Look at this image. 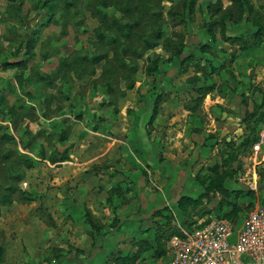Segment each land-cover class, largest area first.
<instances>
[{"label":"rangeland","instance_id":"rangeland-1","mask_svg":"<svg viewBox=\"0 0 264 264\" xmlns=\"http://www.w3.org/2000/svg\"><path fill=\"white\" fill-rule=\"evenodd\" d=\"M46 1L0 0V138L9 133L16 139H0V192L12 174H22L19 187L35 198L24 202L17 195L2 208L0 264H115L139 242L155 249L135 264H168L170 240L158 257L153 238L165 224L157 212L170 211L171 226L183 233L190 222L211 217L239 229L264 208V37L248 53L226 39L246 37L248 22L228 21L227 37L220 29L209 37L207 26L219 16L207 7L220 0H197L192 13L187 0ZM221 1L224 8L232 5ZM252 1V18L264 24V1ZM97 8L132 26L130 36L102 25ZM33 39L27 69L2 68L27 59ZM180 43L181 59L195 62L176 65L169 48ZM100 54L108 58L98 65L77 60ZM153 64L157 72L150 75ZM37 72L51 76L53 85L40 82ZM208 88L213 91L191 111L198 90ZM156 93L165 100L149 124ZM68 126V141L59 143ZM42 148L48 156L69 149L72 160L40 162ZM23 158L39 162L27 169ZM219 184L230 191L228 201ZM182 196L198 200L197 208L179 209ZM85 211L99 233L93 234Z\"/></svg>","mask_w":264,"mask_h":264},{"label":"trees","instance_id":"trees-1","mask_svg":"<svg viewBox=\"0 0 264 264\" xmlns=\"http://www.w3.org/2000/svg\"><path fill=\"white\" fill-rule=\"evenodd\" d=\"M14 2L15 0H8ZM56 0H48L44 3L45 5L47 2L51 3ZM264 1V0H263ZM231 2V7L229 8H224L222 1H218L216 4L212 5L209 4L207 9L208 11L211 12L212 16H219V19L214 21V22H209L206 33L209 37L212 39L216 38V29H220L221 35L223 37L226 36V26L227 22H232L233 24H241L242 22H248L249 23V28L246 30V37L244 35L241 36H235L231 38H226L228 41L231 43L240 46L241 50L245 53L250 52L251 50H254L258 47L260 43L263 41L264 37V24L259 23L257 20L252 18V15L256 12V7L253 3L252 0H230ZM187 7L190 13L194 12V8L196 7L197 0H187ZM106 7V5H104ZM95 16L99 19L100 23L102 25H106L109 29L115 28L119 34L123 37H129L130 36V31L132 29V26L129 25H123L120 24L116 19H109L107 14L102 13V8H97L94 12ZM96 34L99 38L104 39L105 35L102 31H100L99 28L96 29ZM117 39L115 37L110 38L111 43H116ZM35 40L33 39L27 44V50H26V57L27 59L20 60L18 62H3L2 68L4 69H10V68H18L20 67L21 69H27L28 68V63L31 58L34 57V54L32 52V49L34 47ZM147 45H150V41H146ZM153 47H156L158 44L154 43L152 44ZM182 47H176L172 46L169 48V50L173 51V57L175 61L178 63L176 65H180L181 67L185 63H189V61L195 62L193 56H189L188 58L182 60L181 55L183 53V43H180ZM210 47V44H203L201 46V52L206 53L207 48ZM107 56L105 54H100V55H95L93 57H87V56H81L78 57L77 60L81 64H90V65H98L102 61L107 60ZM210 61V60H209ZM209 64V63H208ZM61 65L67 66V62L64 60L61 62ZM154 66L147 68L148 72L150 75H154L157 72L156 64H153ZM175 65V66H176ZM199 67L197 64H193V66ZM194 66V67H195ZM210 66L212 69V73L216 71V67L210 62ZM214 67V68H213ZM36 76L38 77V80L42 83H45L46 85H53V80L51 76H46L41 74L40 72L36 73ZM112 88V87H111ZM128 89H133L134 84L129 82L127 85ZM213 91V88H208L205 90L199 89L198 92L201 95L200 98L198 99H193V108L191 107V111H195L197 108V104L202 102L203 95H206L207 93ZM154 104H153V109L151 112V116L149 121V124L153 122V120L157 117L159 113V106L162 104L165 100L164 94L163 93H156L154 96ZM264 106V104H263ZM77 120L82 119V115L78 114L75 116ZM98 128H94V131H97ZM71 134V127L68 126L65 128L63 131H61L58 136L57 140L59 143H65L68 141L69 137ZM82 137H84L82 135ZM4 143H16V139L13 135L6 133L0 138ZM24 143V142H21ZM26 147L29 148L31 147V141L28 140L26 142ZM12 155V151H8L5 155V159H10ZM39 159L41 160L40 162H47L50 165H61L66 162H70L72 160L71 155H70V150L65 149L64 151L60 152L58 150L53 151V153L48 156L45 153V150L42 148V150L39 153ZM23 165L27 169H33L35 167V163L39 160H33L31 158H23ZM11 178V183L5 188L3 192H0V217L2 216V208L3 207H8L11 206L15 197L17 195L21 196V199L24 202H34L35 198L32 197L31 194L23 191L19 187V183L23 181L24 177L22 174H12L10 176ZM217 190L219 191L220 195L223 197L225 201H228L230 198V191L226 189L224 186L219 184L217 186ZM198 205V200L191 198L190 196H182L179 201H178V208L181 209L183 212L187 211V207H192L193 210L197 208ZM167 209V208H166ZM167 211V215H162L161 212H157V216H161L165 219V224L158 225L157 230L154 234V241L156 245V251L158 252L157 255L158 257H162L166 251V246H165V240H171L172 237L174 236H183V233H181L177 228H173L171 226L172 222V214L170 211ZM84 217L86 219V222L90 226V228L93 231V234L99 233L100 229L97 225V222L94 220L92 215L90 214L89 211H85ZM196 223L195 221L190 222L188 225L187 229L190 230L192 226ZM167 231L170 232V234L167 236ZM137 246V251L132 252V253H126L123 255L118 256L117 258L114 259L115 264H135L137 260L141 258L143 253L145 251H150L152 249H155L154 246H152L148 242H139L136 244Z\"/></svg>","mask_w":264,"mask_h":264},{"label":"built area","instance_id":"built-area-1","mask_svg":"<svg viewBox=\"0 0 264 264\" xmlns=\"http://www.w3.org/2000/svg\"><path fill=\"white\" fill-rule=\"evenodd\" d=\"M169 243L168 264H264V208L238 229L221 217L196 222Z\"/></svg>","mask_w":264,"mask_h":264}]
</instances>
